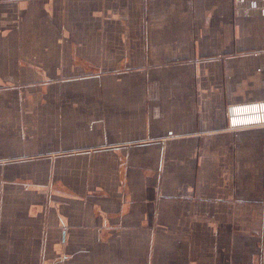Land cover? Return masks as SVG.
<instances>
[{
	"label": "crops",
	"instance_id": "obj_1",
	"mask_svg": "<svg viewBox=\"0 0 264 264\" xmlns=\"http://www.w3.org/2000/svg\"><path fill=\"white\" fill-rule=\"evenodd\" d=\"M0 264H264V0H0Z\"/></svg>",
	"mask_w": 264,
	"mask_h": 264
},
{
	"label": "built area",
	"instance_id": "obj_2",
	"mask_svg": "<svg viewBox=\"0 0 264 264\" xmlns=\"http://www.w3.org/2000/svg\"><path fill=\"white\" fill-rule=\"evenodd\" d=\"M241 121H242V120H241ZM242 122H243V121H242ZM238 123H240V125H241V122H240V121H238ZM238 123H237V124H238Z\"/></svg>",
	"mask_w": 264,
	"mask_h": 264
}]
</instances>
